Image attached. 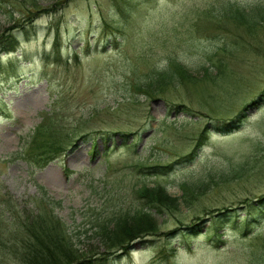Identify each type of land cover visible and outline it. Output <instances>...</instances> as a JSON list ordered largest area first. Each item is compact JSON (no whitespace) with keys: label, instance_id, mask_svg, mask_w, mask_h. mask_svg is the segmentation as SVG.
<instances>
[{"label":"rangeland","instance_id":"rangeland-1","mask_svg":"<svg viewBox=\"0 0 264 264\" xmlns=\"http://www.w3.org/2000/svg\"><path fill=\"white\" fill-rule=\"evenodd\" d=\"M226 1L256 0H118L125 17L112 0H0V41L25 23L0 55L3 243L23 251L25 217L53 208L78 253L110 257L103 231L117 236V216L142 208L150 225L134 230H155L110 264H264V220L245 231L219 219L264 216V20L234 22ZM171 59L189 79L145 92ZM40 127L57 159L32 147ZM158 165L171 167L145 168ZM158 184L161 210L139 194ZM0 264L21 263L0 250Z\"/></svg>","mask_w":264,"mask_h":264},{"label":"trees","instance_id":"trees-1","mask_svg":"<svg viewBox=\"0 0 264 264\" xmlns=\"http://www.w3.org/2000/svg\"><path fill=\"white\" fill-rule=\"evenodd\" d=\"M112 2L114 6H116V2H118V0H112ZM224 3L226 4V6L220 9L221 13L223 14L227 12V15L225 16H228L230 19L234 20V22L246 24L256 21L255 18H258V20L260 21L264 20V0H256L253 4L247 7L242 6L241 4L235 5L233 3H230V1H226ZM115 8L119 13H122L120 15L124 17L126 16L127 11L125 12V5H117ZM31 20L32 17H30V21ZM24 25L25 23L21 25L22 32H20V29L18 30L20 34L23 33ZM18 32H16L17 34H15L14 32L8 30L5 34H2V37H4L5 40L0 41V55H2V53L4 52H14L17 50L20 41V35L18 34ZM55 45L60 44L58 43V41H56ZM168 67L164 68L162 72L158 70V72L154 74L150 78V80L145 83H142V85L139 86L144 88L145 92L152 93L154 91L148 92L146 88L155 89V91H158L164 89V87L168 84H173L175 79H189V70L179 61L171 59V62L169 63ZM262 95L264 96V94ZM44 135L45 134L43 133L41 127L38 128L36 135L34 134V137L32 139V147H37V150L40 151V154H44L48 151L49 156L46 157V160L50 161L52 159H57V156L63 146H60V144H57L56 142L50 144L44 139ZM205 136L206 134L204 130L199 135V144L202 143L203 138H206ZM170 167L171 165H158L155 167L145 168H155L164 174ZM40 192L43 196L42 199H39L41 202L45 200L47 190H44V188H42V191ZM139 194L140 197L145 200L147 206H151L156 210H161L162 208H165V206H168L166 205V201L168 200L167 196H169L170 194L168 193L165 186L158 184L154 187H147V185H144L139 190ZM261 199L264 205V196H262ZM46 205L49 206V203ZM53 210L54 209L51 208V211L48 213V210H46L45 208L41 210L39 207H36L35 210L29 213L30 215L27 214L29 216H26L23 221V224H21L27 231V234L25 235L26 237L22 241L21 245L23 251H21L19 247H17L19 244L8 245V243H3L1 237L0 250H5V252H8L11 256H13L14 259L18 260L21 264H110V258L114 254V251H116V249H118V251L128 250L131 247L130 240L143 236L141 235L143 233L151 234V232L153 231L150 230H155L149 228L147 229L149 232L147 231L138 234L139 231L145 229V227L148 226V223L150 225V222L147 220V218L151 217V214H149L145 210L143 211L142 208L134 211L133 213L126 211L118 215L116 218L117 222L115 226L118 229L117 231H120L119 233L116 232V234L118 233L117 236H110L109 231L106 229L107 227L103 231V236L107 237L106 239H108L106 243V252L104 253H107L106 255H110V257L97 255L93 256L88 255L86 253L80 254L78 253L77 249H74V247L71 246L68 237L63 234V231L60 228H57V226H55L57 224L56 222L58 219L53 213ZM17 213H20V211L17 210ZM251 216L252 217L250 218L243 217L242 219V217H240L238 214H231V216L229 217H226V215L223 214V216L219 219L224 223L231 221L234 223L232 225H234L235 227H238L242 220L245 225L244 230L248 231L251 228L250 225L252 222H260L264 220V216L259 218H255L256 215ZM213 220L214 219L210 221V225L212 224ZM128 223H130L129 226L131 228L128 232H126L127 228L125 224ZM122 225H124V227ZM210 225L209 227L204 229V231H201L200 228H197V225V227H192L193 225L188 226L184 231H182V234L183 232H185V234L191 233L192 235H198L201 233L208 234L210 231ZM134 229H137L138 232ZM215 233L217 232L215 231ZM3 244H6L8 248L1 246Z\"/></svg>","mask_w":264,"mask_h":264}]
</instances>
